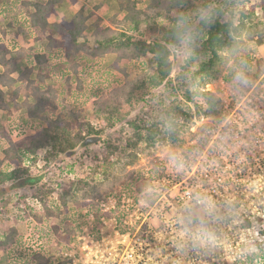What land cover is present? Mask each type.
Wrapping results in <instances>:
<instances>
[{"label": "rangeland", "instance_id": "obj_1", "mask_svg": "<svg viewBox=\"0 0 264 264\" xmlns=\"http://www.w3.org/2000/svg\"><path fill=\"white\" fill-rule=\"evenodd\" d=\"M11 1L0 0V9L5 5V2ZM62 1L64 6L57 5L54 22L69 21L73 14L82 8L85 15L88 16V29L84 32L85 37L80 38L79 41L85 40L89 48L94 44L93 30L96 28L99 31L98 38L107 39L112 33L123 32L130 37V42L126 46L113 48L102 57L92 60L82 58L85 56V51H79L74 56L75 59L67 61V65L62 51L57 48L52 49L53 56L49 55L41 67H34L30 75L38 81L41 80L44 89L51 87L60 93V98L56 101L57 107L54 108L52 104L47 105L42 115L53 120L60 114L62 116L63 113H73L78 118L71 123V130L76 134L81 132L82 135L86 132L88 124L94 130H100L103 113L109 109L108 104L114 103L118 108V120L115 119L112 127L106 128L98 135L87 136H99L97 142L86 146H83V143L78 145L73 149L76 150V153L69 157L65 156L66 153L58 155V159H61L59 161L57 159L56 164L51 165L50 160L46 164L45 155L51 150L50 147L38 149L35 152H38V155L36 154L34 160H39L31 163L28 175L23 178L21 176L14 183H6V189L0 187V236L7 234L11 228H16L19 233L18 238H20V243L14 245L12 250L0 251V264H18L20 256L29 257L33 252L46 253L52 259L53 264H58L60 259H64L67 264H112V261L116 259L117 264H120L119 257L123 255V249H126L128 240L131 241L129 248L135 244V241L143 242L142 240L148 238L153 240L155 230H150V235L147 238L144 235L147 231L144 230L132 229L128 240L126 237L116 235L115 230L119 229L121 232L126 230L122 229L123 226L120 222L116 228H113L114 220H112L113 214H111L113 210L111 208V210H107L111 207L113 200L119 202L122 195L127 193L131 196L134 192L143 191L146 193L151 181L145 178L144 173L148 172L150 176L156 177L157 173L151 163L159 158L158 154L183 152L190 147L191 142L199 134H202L209 122L224 121V124H227L229 120L234 124L235 118L239 121L238 113H241L244 102L242 103L240 100L235 102L232 99L224 100L232 94L231 92L238 90V93L242 94L241 89H244L246 95L261 94L260 92L264 95V86L260 87L264 81V35L260 37V34H256L250 39L243 33L237 38L239 43L236 51L231 53L228 48L221 50L219 53L226 58V61L224 64H219L220 71L216 79L200 85L197 79L191 78L190 73L198 68L199 63L197 62L206 61L209 54H200L197 61L191 62L190 60L194 55V48L200 49L201 42L206 36L205 33L198 31L197 18L195 17L191 22L198 32L194 46L177 47L165 44L158 29H153L167 21L163 19L161 13L164 10L170 11L167 9L169 0H161L157 7H155L154 0H129L136 2V7L144 10L148 15L147 21L141 22L137 29H132V25L124 21L125 12L120 9L118 0H78L76 6H69L68 0ZM237 1L245 2L246 9H250L252 5H257L260 2V0ZM215 2L217 0H214L205 9L214 8ZM255 14L260 22L264 23V11L258 8V5L255 7ZM238 18V9L235 8L231 16L234 26L238 24ZM1 20L0 40L7 46L9 53L5 57V66L0 65V73L3 74L5 69L18 79L8 91L3 88L6 91L4 98L10 109V111L0 112V127H4L10 116H14L15 119L18 116H23L27 111L26 104L33 105L38 100V97L33 95L32 88L20 76L25 71L26 65L30 64L27 62V56L30 55L29 57L32 59L34 54L42 52L47 40L45 35L34 31L28 35L20 33L17 31V25L12 27L9 25L8 19ZM24 28L27 29L25 26ZM119 40L125 42V36L120 35L115 42L119 43ZM132 42H143L146 45L162 43L169 48V73L161 86L149 85L151 77H155L157 70L153 54L146 49L143 50L144 48L142 50L137 48L135 54L132 52ZM18 51L22 52L21 57L18 55ZM74 60L78 63L76 72L72 67L70 69ZM241 61L246 62L247 65L244 69L248 80L247 87L240 86L241 88H238L233 87V83L226 84V80L233 81V73L239 69ZM187 68L189 73H186ZM4 74L6 73L4 72ZM71 74L73 77L69 80ZM179 74L184 75L182 80L178 79L177 75ZM223 80L224 86L221 83ZM259 80H261L260 83L254 85ZM79 81L82 83L81 87H79ZM253 85L255 87H252ZM16 90L18 95L14 97L11 94H14ZM187 91L193 93V102L197 101L198 103L203 99L199 94L196 95L197 91L214 94L219 101L220 114L206 115L202 113L204 111L197 113L195 104L186 98ZM130 93L133 95L129 96ZM257 104L261 106V103ZM172 105L192 114L191 119L187 122L185 119L180 122L178 120V123L182 124V127L184 126L181 145L171 144L167 138L156 141L154 146H149L150 148L146 147L145 138H143L145 140H138L136 147L125 144L135 132L131 123L138 126V132H141L143 137H146L154 125L160 130L159 134L161 131L165 132V137H167V131L172 126L170 117L179 115L169 110ZM203 108H207L205 104H203ZM260 109L264 111V106H261ZM69 118L68 116L67 119ZM31 121L37 126H44L39 118H32ZM66 126L70 127L68 124ZM253 153L255 151H252ZM262 153L264 155V151ZM17 165L10 164L8 168L17 169L21 166ZM31 178L34 180L27 182V179ZM255 180L254 177H251L245 181V185L251 188L249 187L250 189L248 188L244 194L252 191L254 184H257ZM137 181L142 184L141 189L134 190L133 193L129 192L127 188ZM65 185L71 186L73 195L65 208L58 211L57 192ZM142 198L157 209L162 204L155 194L151 198H146L144 194L139 199ZM126 200L127 196H125L124 205L127 204ZM177 200L175 199V201ZM250 200L251 198H245V202ZM175 201L170 206L172 204L175 206ZM180 201L182 200L180 199ZM119 204L121 205V203ZM137 205L141 208L145 207L143 201L140 204L137 202ZM164 207L166 210L169 208L166 203ZM249 208L251 207L246 209L249 210ZM97 210L100 212L99 225L96 220ZM185 214L188 213L185 212ZM184 216L173 215L175 218ZM192 216L200 218V210L193 208L189 218ZM124 217L122 216V218ZM66 220L70 227L78 228L76 235L72 234L68 240L62 238L60 230ZM148 222L156 227L160 220L153 216L148 218ZM111 224L112 226H110ZM54 228H58L60 231L56 233ZM117 241L124 242L126 246L118 244ZM229 244L230 242L225 239L221 244L216 239L213 241L211 248V253L214 251L215 256L213 264H228L226 256H228ZM135 245L137 246V244ZM125 251H129V249ZM117 254L119 255L116 256ZM152 254L151 257H153ZM158 255L159 252H156L150 264H188L187 262H161ZM263 256L260 255L256 259H254V255L249 257L254 260L253 264H264ZM14 260L15 262H13ZM243 263L244 261H239L235 264Z\"/></svg>", "mask_w": 264, "mask_h": 264}, {"label": "trees", "instance_id": "obj_2", "mask_svg": "<svg viewBox=\"0 0 264 264\" xmlns=\"http://www.w3.org/2000/svg\"><path fill=\"white\" fill-rule=\"evenodd\" d=\"M72 5L77 3V0H68ZM62 0H12L11 2H5V5L0 9V20L8 19L10 26L17 25V31L23 33L25 35L31 34L34 32L40 33V35H45L47 40L46 46L42 52L34 54L33 58L27 56V62L30 64L26 65V69L23 74L20 76L22 79L26 81V83L32 88L33 95L35 94L38 97L37 102L33 105L26 104L27 111L23 116H18L17 120L19 126L17 129L23 133L25 126H30L28 133L21 138L12 137L10 128L15 118L11 117L6 120V125L4 127H0V187L5 188L6 183L16 182L18 179L26 177L29 172V167L23 165L27 155L25 153H35L40 148H51V150H47L45 158L46 164L47 161H51L52 164H56L58 155L65 154L66 152L75 149L78 145H81L85 138L88 135L96 134L98 135L103 130L108 127H112L114 125L115 119L118 120V108L115 107L114 103L108 104L107 112H104V117L101 119L102 127L100 130H94L89 124L87 126L86 132L82 135L81 132L74 133L72 132L71 123L76 121L78 116L73 113H63L58 115L55 119L50 120L48 117H45L43 112H45V108L47 105L52 104L54 108L57 107L56 101L59 100L60 93H57L55 89L51 87L43 88V83L41 80L38 81L35 78L30 77L31 73L34 70V67H41L46 58L52 54V49H59L62 51L64 58L67 61L71 59H75L74 56L79 53V51H85V56L82 58H87L88 60H92L94 58L102 57L104 54L112 51L113 48L116 49L121 47L122 45L126 46L130 42V37L126 36L122 33H112L107 39L98 38L99 31L98 28L94 29V44L89 48L87 42H80V38H84V32L88 29V16L85 15L82 8L78 9L72 16L69 21H60L54 22L55 15V6L60 5ZM155 7H157L161 0H154ZM214 0H169L167 9L170 11L164 10L162 12L163 19L167 20L162 23L161 26L153 29H158V32L161 34V39L165 44L176 45V28H177V20L176 17L178 14L183 13L186 16L189 14H194L197 10L205 9L210 4H212ZM120 5V9L125 12L124 21L128 24H131L132 29H137L141 22H145L148 19V15L144 12V10H140L136 7V2L129 0H118ZM216 5L214 8L215 15L213 16V23L208 26L202 22L199 23L197 27L199 32H203L206 34L205 39L201 42V48H194V55L190 58L191 62L193 60L198 59L200 54H209V58L206 61H198V68L191 72V78L193 80H198L200 85L207 84L210 81L216 79L217 74L219 73V64H224L226 58H224L219 52L224 48H228L231 53L237 50L238 40L243 33L246 34L247 38L252 39L256 34H260V37L264 35V23L260 22L257 15L255 14V7L258 5L262 11H264V0H260L257 5H252L250 9H246L245 2H239L237 0H217L215 2ZM238 9L239 18L238 24L236 26L233 25L231 16L234 12V9ZM160 12V11H159ZM195 19V15H191L190 22ZM2 21V20H1ZM16 22V23H15ZM25 27L27 29L25 30ZM202 30V31H201ZM30 31V32H29ZM2 34V33H1ZM3 35V34H2ZM125 36V42L119 40V43L115 41L119 36ZM1 36V35H0ZM4 38V37H2ZM37 39V37H35ZM4 40V39H3ZM162 43H154L152 45H146L143 42H132V52L136 54V49L148 50L153 54L154 60L157 65V70L155 73V77H151L150 86H161L169 73L170 64L168 62L169 48ZM88 46V47H87ZM9 53V49L5 46L4 42L0 40V65L5 66L6 63V55ZM18 55L21 57L22 52L18 51ZM133 53V54H134ZM47 62V61H46ZM263 62V61H262ZM78 63L76 60L70 65V69H77ZM188 71V72H187ZM4 72L6 74H4ZM3 74L0 73V109L3 111H10L7 105L6 99L4 95L10 86L16 81L17 78H14L9 71L7 72L4 69ZM186 73H189V69H186ZM185 74V73H184ZM6 79H5V76ZM72 79L73 74H71ZM178 79L182 80L184 75H177ZM78 79V78H77ZM79 80V79H78ZM79 87H81V81ZM3 88H6L4 91ZM133 93V91H131ZM57 93V94H56ZM130 93L129 96L133 94ZM200 95L203 99L204 104L207 108L206 111L203 108V104H199L197 101L193 102L192 95L193 93L186 92V98L189 102L194 103L196 106L197 113L200 111L206 115H219L220 107L219 101L216 96L207 91H197L196 95ZM12 96L16 97L17 90ZM175 104V103H174ZM182 109V108H181ZM178 106L172 105L169 109L170 111H174L179 114L177 117H170V125L171 133L168 132L167 137H165V132L158 130V128L154 125L151 130L146 134V137H143L141 132H138V126L134 123H131L134 126V134L133 137H130L125 144L127 146L136 147L137 141L143 139L146 141V147L154 146L156 141L158 140H170L171 144L181 145L183 140L181 139L182 135V124L178 123L185 119L187 122L191 119L192 114L188 113L185 110H181ZM18 110V109H16ZM68 116L73 119H67ZM39 118L40 122L44 123L43 127L35 125L31 119ZM177 119V120H176ZM70 125L67 127L66 125ZM61 158L58 159V161ZM37 160L32 159V163ZM15 164L20 166L19 168L9 169L8 165ZM34 179H27V182H32ZM26 182V181H25ZM142 187L140 181H137L134 185H130L127 190L129 192L138 191ZM58 193V211H62L63 208L67 205L70 197L73 195V191L71 186L65 185ZM135 193V192H134ZM98 215L96 216L97 223H100V212L97 210ZM67 221L61 226L62 238L69 239L72 234L78 232V228L70 227L67 224ZM80 228V227H79ZM77 229V230H76ZM55 232L58 233L60 231L58 228H54ZM18 230L16 228H11V230L5 234L4 236H0V251L8 252L14 248V245L20 243V238ZM263 256L264 252L260 250V253L254 254V259L259 258V256ZM26 257V258H25ZM20 256V260L18 264H53L52 259L49 255L42 252H33L32 254L27 256ZM264 257V256H263ZM254 260L248 256L243 264H253ZM15 262V260L13 261ZM58 264H67L64 259H60Z\"/></svg>", "mask_w": 264, "mask_h": 264}, {"label": "built area", "instance_id": "obj_3", "mask_svg": "<svg viewBox=\"0 0 264 264\" xmlns=\"http://www.w3.org/2000/svg\"><path fill=\"white\" fill-rule=\"evenodd\" d=\"M221 83L225 85L224 80ZM232 83V80H226V84ZM262 86L264 81L260 84ZM241 91L242 94L245 92L244 89ZM231 93L224 100L244 102L241 113H238L239 121L235 118L234 124L229 120L227 124L224 121L209 122L202 134L191 142L190 147L175 154L179 157V166L173 165L166 155L168 153L158 154L159 158L151 163L157 173L156 177L150 176L148 172L144 173L145 178L151 181L148 189L152 186L155 197L162 202L160 208L150 206L143 198L140 200L141 195L145 194L143 191L133 193L132 196L123 194L121 201L113 200L111 207L107 208L113 210V228L120 222L122 229L126 230L114 231L120 237L128 240L133 229L147 231L143 232L147 238L150 230H155L153 240L148 238L143 242L135 241L137 246L133 244L131 248L130 240L127 246L124 242L117 241L126 246L123 255L119 257L120 264H150L156 252H159L161 262L213 264L215 256L214 251L211 253V248L215 239L219 244L224 239L230 242L226 256L228 264L245 261L248 256L260 253V250L264 252V111L260 109L264 106V95L262 92L242 95L238 90ZM199 103L204 104L203 100ZM257 103H261V106ZM19 123L21 122L14 119L10 128L12 137L18 139L30 129L29 125L25 126L21 133L17 129ZM252 151L255 153L252 154ZM25 154L27 157L23 165L29 167L38 152ZM251 177L256 179L257 184H254L252 191L244 194L250 187L245 185V181ZM125 196L126 205L123 204ZM245 198L251 200L245 202ZM142 201L144 208L136 206L137 202L140 204ZM173 201L176 202V208L173 204L170 206ZM165 203L169 206L167 210ZM247 207L251 208L247 210ZM193 208L200 210V218H189ZM173 215L185 216L175 218ZM153 216L160 220L156 227L148 222V218ZM194 240L198 241L196 246H193ZM128 249L129 251H125ZM246 249L250 251L245 252ZM112 264H117L116 259Z\"/></svg>", "mask_w": 264, "mask_h": 264}, {"label": "clouds", "instance_id": "obj_4", "mask_svg": "<svg viewBox=\"0 0 264 264\" xmlns=\"http://www.w3.org/2000/svg\"><path fill=\"white\" fill-rule=\"evenodd\" d=\"M191 15H195L197 18V23H204L210 26L213 23V16L215 15L214 9H200L197 10L194 14H189L186 16L183 13L177 15V28L175 32L176 36V46L184 47V46H194L198 32L196 31L195 26L190 22ZM247 67L246 62L241 61L238 70H235L233 73V87H240L247 85L248 80L245 75L244 69ZM169 133H171V129H168ZM167 157L173 162L174 166H179V157L175 154L168 153ZM155 194V190L153 188H149L146 193V198H151ZM211 206L209 205V209ZM204 230H202L203 233ZM198 241H193V246H196ZM250 251V249H246L245 252Z\"/></svg>", "mask_w": 264, "mask_h": 264}, {"label": "water", "instance_id": "obj_5", "mask_svg": "<svg viewBox=\"0 0 264 264\" xmlns=\"http://www.w3.org/2000/svg\"><path fill=\"white\" fill-rule=\"evenodd\" d=\"M99 140V136H89L87 138H85V140L83 141V146L95 143ZM74 153H76V150H71L66 152L65 156L69 157L71 155H73Z\"/></svg>", "mask_w": 264, "mask_h": 264}, {"label": "crops", "instance_id": "obj_6", "mask_svg": "<svg viewBox=\"0 0 264 264\" xmlns=\"http://www.w3.org/2000/svg\"><path fill=\"white\" fill-rule=\"evenodd\" d=\"M79 1H81V0H79ZM64 2H66V1H64ZM77 3H78V0H77ZM77 3L76 4H74V5H72L71 3H69L68 5L70 6V5H72V6H76L77 5ZM58 6H64L63 5V2L60 4V5H58ZM56 7L57 6H55V14L57 13V10H56ZM56 15H54V17H55ZM3 110L2 109H0V112H2Z\"/></svg>", "mask_w": 264, "mask_h": 264}]
</instances>
